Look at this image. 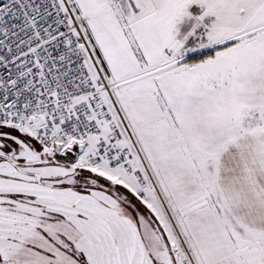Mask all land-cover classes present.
Instances as JSON below:
<instances>
[{"label":"snow or ice","instance_id":"1","mask_svg":"<svg viewBox=\"0 0 264 264\" xmlns=\"http://www.w3.org/2000/svg\"><path fill=\"white\" fill-rule=\"evenodd\" d=\"M0 264H264V0H0Z\"/></svg>","mask_w":264,"mask_h":264}]
</instances>
